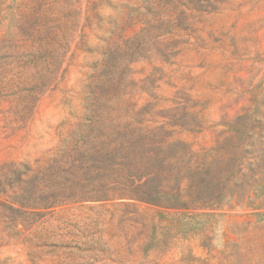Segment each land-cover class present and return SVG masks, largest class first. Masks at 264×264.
<instances>
[{"label": "rangeland", "instance_id": "1", "mask_svg": "<svg viewBox=\"0 0 264 264\" xmlns=\"http://www.w3.org/2000/svg\"><path fill=\"white\" fill-rule=\"evenodd\" d=\"M0 264H264V0H0Z\"/></svg>", "mask_w": 264, "mask_h": 264}]
</instances>
